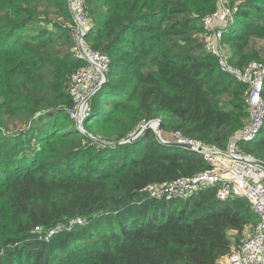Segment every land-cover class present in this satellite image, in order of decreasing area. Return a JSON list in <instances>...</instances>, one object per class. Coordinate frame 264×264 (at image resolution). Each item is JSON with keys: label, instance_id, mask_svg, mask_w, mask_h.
Listing matches in <instances>:
<instances>
[{"label": "trees", "instance_id": "trees-1", "mask_svg": "<svg viewBox=\"0 0 264 264\" xmlns=\"http://www.w3.org/2000/svg\"><path fill=\"white\" fill-rule=\"evenodd\" d=\"M68 1L0 0V264H218L234 244L228 230L240 235L257 222L248 201L219 200L213 187L148 199L146 185L207 164L149 128L115 144L117 153L100 140L121 142L159 119L161 131L224 148L241 129L244 85L218 69L199 36L221 0H84L94 17L85 42L110 58L83 121L95 140L66 113L70 76L85 64ZM223 4L244 19L222 37L229 61L243 67L262 57L264 0ZM239 147L264 161V127ZM74 217L85 224L68 230Z\"/></svg>", "mask_w": 264, "mask_h": 264}, {"label": "built area", "instance_id": "built-area-1", "mask_svg": "<svg viewBox=\"0 0 264 264\" xmlns=\"http://www.w3.org/2000/svg\"><path fill=\"white\" fill-rule=\"evenodd\" d=\"M68 6L75 23L76 55L89 63V67L74 71L69 80L73 105L66 113L76 124H80L88 115L89 97L99 92L105 83L103 80L109 68L110 58L106 53L90 48L85 42L91 24L84 8V0H69ZM226 14L229 15V8L221 1L219 10L204 16L203 44L207 52L216 56L218 69L244 85L243 97L248 106L249 119L240 130L230 135L224 148L187 136L180 129L173 130V142L189 145V151L197 153L207 167L192 176H180L162 184H148L140 189V193L148 199L174 201L185 200L213 187L219 200L245 198L256 215L257 222L235 243L224 264H264V161L239 147L242 143L255 140L264 127V62L253 60L243 67H238L229 61V52L224 48L222 40L225 33L224 24H212L219 18L223 19ZM213 26L217 27L211 30ZM87 69L93 71L96 77H92ZM154 121V126H151L152 123L150 126L155 132L159 119ZM140 124L139 131L131 133L123 141L136 139L148 123ZM135 134L136 136L132 137ZM156 135L162 144H167L168 141L163 139L160 133ZM83 224L85 219L74 217L67 221L66 228L71 230L72 227ZM63 227L57 225L55 229ZM53 232L54 230H50L48 236Z\"/></svg>", "mask_w": 264, "mask_h": 264}, {"label": "rangeland", "instance_id": "rangeland-1", "mask_svg": "<svg viewBox=\"0 0 264 264\" xmlns=\"http://www.w3.org/2000/svg\"><path fill=\"white\" fill-rule=\"evenodd\" d=\"M221 1H224V0H221ZM222 8V7H221ZM220 9V8H219ZM219 9H217V10H219ZM238 18H240V17H238V16H236L235 14H234V11H232V10H230L229 9V15L228 14H226L225 15V17L223 18V19H221V18H219V19H217V20H215V21H213L212 22V24H224V27H225V32H227L228 30H232L236 25H241L240 24V20L242 21V20H244V19H238ZM89 20L90 21H94V17H89ZM232 20V21H231ZM217 26H213L212 28H211V30H213V29H215ZM199 36L200 37H202L201 38V40L203 41V33H199ZM223 43L225 44L224 45V48L227 50V52H229L228 50H229V47H228V43L225 41H223ZM76 45V44H75ZM257 48H258V50H259V52H261L260 53V55L262 56L261 58H258V59H255V60H259V61H262V62H264V41H260V42H258V44H257ZM77 56V55H76ZM78 57V56H77ZM124 57H126V58H128V57H130V54L129 53H125V55H124ZM116 67V65L113 63V65H112V67ZM82 67H89V63L87 62V61H85V64L83 65V66H81L80 68H82ZM88 71H90V74L92 75V77H96V75H95V73L93 72V71H91V70H89V69H87ZM106 80H107V73L105 74V78H104V82H106ZM105 84V83H104ZM97 93V92H96ZM93 97V95H91L90 97H89V102H90V99ZM221 100L223 101V102H227L228 101V98L226 97V96H223L222 98H221ZM54 120V118H51L50 119V121H48V122H52ZM46 120H44V122H45ZM43 121L41 122V125H43V123H44ZM147 123L148 122H150V123H155V121H154V119L153 120H149V121H146ZM145 122H143V124H144ZM77 125V128H78V130H79V132H81V133H83V134H85L86 136H88L89 138H91V139H94L95 140V136L93 135V134H91V133H89L86 129H85V126H84V122H82V123H80V124H76ZM140 125L141 124H138V130H132L131 132H129L128 134H127V138L131 135V133H133V132H135V133H137L138 131H139V129H140ZM149 129H151L152 131H153V128H149ZM143 131H145V130H143ZM173 131V130H172ZM154 132V131H153ZM159 133L161 134V136L163 137V139H165V140H167L168 142H172L173 141V138L171 137V133H166V131H159ZM154 134H155V132H154ZM136 136V134L134 135V136H132V137H135ZM155 136H156V138L158 139V140H160L159 139V137L155 134ZM131 137V138H132ZM124 140H126V139H124ZM128 140V139H127ZM120 141H113V140H106V139H102V140H100V143H101V147L102 148H109L110 150H112V152L113 153H117L118 152V149H114V146H115V144H117V143H119ZM165 145H168V144H165ZM23 155L24 154H26V151H24L23 153H22ZM78 164H76V166H77ZM188 199V198H187ZM186 200V199H185ZM250 227L251 226H248L240 235H235V236H233V239H234V242L235 243H237L238 242V240L240 239V238H242L243 236H245L246 235V233H248L249 232V230H250ZM231 233H235L234 231H231V230H228V234H231ZM229 255V254H228Z\"/></svg>", "mask_w": 264, "mask_h": 264}, {"label": "water", "instance_id": "water-1", "mask_svg": "<svg viewBox=\"0 0 264 264\" xmlns=\"http://www.w3.org/2000/svg\"><path fill=\"white\" fill-rule=\"evenodd\" d=\"M159 122V125L156 127V129H155V132H156V134L157 133H159V131H160V120L158 121ZM150 122H148V124H146L145 125V127H144V130L145 129H148V128H150L151 126H150ZM96 139V138H95ZM130 142H132V140H130V141H121V142H119V144L120 143H130ZM167 144L168 145H171V146H175V147H180V148H184V149H187V150H189L190 149V146L189 145H187V144H178V143H176V142H167Z\"/></svg>", "mask_w": 264, "mask_h": 264}, {"label": "crops", "instance_id": "crops-1", "mask_svg": "<svg viewBox=\"0 0 264 264\" xmlns=\"http://www.w3.org/2000/svg\"><path fill=\"white\" fill-rule=\"evenodd\" d=\"M236 234L235 233H231L230 236H235ZM235 246V242L233 244V247ZM232 250V249H231ZM231 252V251H230ZM227 256L228 255H225V256H222L219 260H218V264H224L226 262V259H227Z\"/></svg>", "mask_w": 264, "mask_h": 264}, {"label": "bare ground", "instance_id": "bare-ground-1", "mask_svg": "<svg viewBox=\"0 0 264 264\" xmlns=\"http://www.w3.org/2000/svg\"><path fill=\"white\" fill-rule=\"evenodd\" d=\"M151 126H154V123H152Z\"/></svg>", "mask_w": 264, "mask_h": 264}]
</instances>
